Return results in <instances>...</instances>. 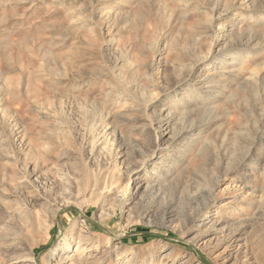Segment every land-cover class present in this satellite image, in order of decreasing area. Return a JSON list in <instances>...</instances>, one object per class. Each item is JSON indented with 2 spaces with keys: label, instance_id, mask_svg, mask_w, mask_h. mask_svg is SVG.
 Here are the masks:
<instances>
[{
  "label": "rangeland",
  "instance_id": "obj_1",
  "mask_svg": "<svg viewBox=\"0 0 264 264\" xmlns=\"http://www.w3.org/2000/svg\"><path fill=\"white\" fill-rule=\"evenodd\" d=\"M0 264H264V0H0Z\"/></svg>",
  "mask_w": 264,
  "mask_h": 264
},
{
  "label": "bare ground",
  "instance_id": "obj_2",
  "mask_svg": "<svg viewBox=\"0 0 264 264\" xmlns=\"http://www.w3.org/2000/svg\"><path fill=\"white\" fill-rule=\"evenodd\" d=\"M126 185H127V184H126ZM128 186H129V184H128ZM128 186H126V188H128ZM67 249H69V246L67 247L66 242H64V243H63V247L61 248V251H65V250H67ZM78 249H79V248H76L75 252L78 251Z\"/></svg>",
  "mask_w": 264,
  "mask_h": 264
}]
</instances>
